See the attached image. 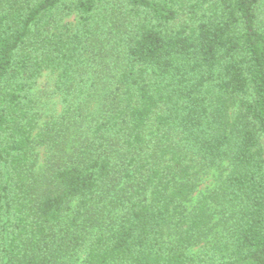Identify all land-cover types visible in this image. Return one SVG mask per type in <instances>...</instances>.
<instances>
[{
    "label": "trees",
    "instance_id": "16d2710c",
    "mask_svg": "<svg viewBox=\"0 0 264 264\" xmlns=\"http://www.w3.org/2000/svg\"><path fill=\"white\" fill-rule=\"evenodd\" d=\"M190 161L225 173L188 210ZM213 207L225 225L194 256ZM81 247L78 264H264V0H0V264Z\"/></svg>",
    "mask_w": 264,
    "mask_h": 264
},
{
    "label": "rangeland",
    "instance_id": "374dc122",
    "mask_svg": "<svg viewBox=\"0 0 264 264\" xmlns=\"http://www.w3.org/2000/svg\"><path fill=\"white\" fill-rule=\"evenodd\" d=\"M64 23L70 24L71 26L75 25L76 23V15H66L63 19ZM44 81V80H43ZM37 111L40 114L41 122L43 123L45 121H49L55 117H57L60 114L61 107L59 104L58 98H51L49 97L45 101H39L37 104ZM82 137V132L79 129H71L63 142V151L65 153H70L73 149V146L77 145L79 142V139ZM38 153H39V168L44 167L46 165L47 161L52 159V151H50L49 147H37ZM54 153L56 151H53ZM191 165H194V181L196 183L197 189L195 194L191 197L190 201L186 203L187 209L191 210L197 201V198L199 194H206L213 190L221 175L225 173V165L219 168H202L199 165H196L194 162L190 161ZM213 219H212V232L210 236L206 239L201 241L196 246L192 247L190 249V253L194 256L199 255L201 252H203L208 245L213 243L214 238L216 235H218L223 227H224V221L222 220V213L220 209H217L215 207L211 210ZM169 239L168 234H165V241ZM84 251L85 247H81L78 251V254L73 259L75 261V264L81 263L84 259Z\"/></svg>",
    "mask_w": 264,
    "mask_h": 264
}]
</instances>
